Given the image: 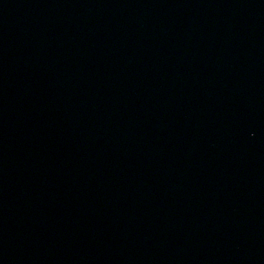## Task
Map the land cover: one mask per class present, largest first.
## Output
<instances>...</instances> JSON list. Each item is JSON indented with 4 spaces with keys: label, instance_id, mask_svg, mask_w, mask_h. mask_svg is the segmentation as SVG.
I'll return each mask as SVG.
<instances>
[{
    "label": "water",
    "instance_id": "obj_1",
    "mask_svg": "<svg viewBox=\"0 0 264 264\" xmlns=\"http://www.w3.org/2000/svg\"><path fill=\"white\" fill-rule=\"evenodd\" d=\"M0 264H264V0H0Z\"/></svg>",
    "mask_w": 264,
    "mask_h": 264
}]
</instances>
